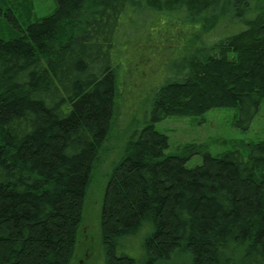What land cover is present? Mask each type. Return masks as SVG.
Segmentation results:
<instances>
[{"label":"trees","instance_id":"16d2710c","mask_svg":"<svg viewBox=\"0 0 264 264\" xmlns=\"http://www.w3.org/2000/svg\"><path fill=\"white\" fill-rule=\"evenodd\" d=\"M5 12L20 33L0 36V264H72L123 101L145 89L105 169L97 264H264V141L189 167L156 128L221 107L250 124L264 99V0H57L25 27Z\"/></svg>","mask_w":264,"mask_h":264},{"label":"rangeland","instance_id":"374dc122","mask_svg":"<svg viewBox=\"0 0 264 264\" xmlns=\"http://www.w3.org/2000/svg\"><path fill=\"white\" fill-rule=\"evenodd\" d=\"M57 0H0V8L3 11L0 17V36L11 38L17 36L19 28H15L6 18L5 10H9L17 17L20 26H26L30 21L36 22L42 17L55 11ZM194 40H188L187 45L191 50ZM192 45V46H191ZM144 54V51H141ZM140 54V55H141ZM139 55V56H140ZM138 51H134L129 56V61L140 62ZM180 59V58H179ZM173 58L168 62H163V72L172 71L173 64L181 60ZM136 70V67H138ZM135 71L144 73L145 76L151 74L153 65L142 63L133 65ZM129 85V81L127 82ZM129 87V86H128ZM138 102L129 100V93L125 97L129 101L125 102L120 129L111 133L108 145L110 152H105L93 173V180L88 190L87 200L84 209V221L80 229L76 254L72 264H97L100 261L99 238L101 208L104 197V187L106 181L108 162L115 160L123 153L126 139L129 136L131 122L140 120L144 115V107L147 106L149 94L145 89L141 93L136 90ZM133 97V98H134ZM122 100V98H121ZM123 105H121L122 109ZM120 109V110H121ZM129 113V119L127 116ZM128 120L126 123L125 121ZM129 125V126H128ZM123 127V131L121 130ZM156 128L165 132L169 137V147L167 154L187 157L186 164L194 167L203 162L205 153L212 155H222L232 151H240L244 156H248L252 145L264 141V99L262 100L258 112L253 116L250 124L245 127L241 123L239 111L235 107L213 108L201 116H170L156 125ZM134 130L131 127V131ZM126 136V139H125ZM125 139L123 145L120 142Z\"/></svg>","mask_w":264,"mask_h":264}]
</instances>
